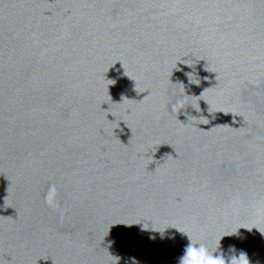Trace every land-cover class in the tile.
I'll use <instances>...</instances> for the list:
<instances>
[{"label": "water", "instance_id": "obj_1", "mask_svg": "<svg viewBox=\"0 0 264 264\" xmlns=\"http://www.w3.org/2000/svg\"><path fill=\"white\" fill-rule=\"evenodd\" d=\"M258 230L264 0H0V264H264Z\"/></svg>", "mask_w": 264, "mask_h": 264}, {"label": "clouds", "instance_id": "obj_2", "mask_svg": "<svg viewBox=\"0 0 264 264\" xmlns=\"http://www.w3.org/2000/svg\"><path fill=\"white\" fill-rule=\"evenodd\" d=\"M174 103L182 104L183 98H181L180 101H176ZM185 115L187 116V113H185ZM54 196L55 191L53 189L48 196V200L51 201ZM179 232L182 233L181 231ZM187 238L188 243L183 248L182 255L178 257L177 264H250L247 253L243 250H240L237 253V250L234 246L230 245L228 251L231 254L225 255L219 246L216 248H210L207 244L192 237L191 234L187 235ZM130 264H139V262L133 257L130 258Z\"/></svg>", "mask_w": 264, "mask_h": 264}]
</instances>
